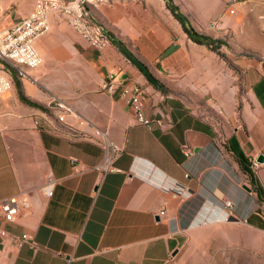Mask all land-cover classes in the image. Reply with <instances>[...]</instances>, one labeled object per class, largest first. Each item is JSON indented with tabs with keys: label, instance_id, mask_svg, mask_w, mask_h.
I'll use <instances>...</instances> for the list:
<instances>
[{
	"label": "crops",
	"instance_id": "crops-1",
	"mask_svg": "<svg viewBox=\"0 0 264 264\" xmlns=\"http://www.w3.org/2000/svg\"><path fill=\"white\" fill-rule=\"evenodd\" d=\"M86 1L93 5V14L102 13L119 31L111 34L112 41H121L154 77L174 59L184 61L185 48L195 44L166 0ZM172 1L198 29L225 23L228 14H256L264 4ZM32 7L31 0H1L0 28L11 27ZM49 24V36L36 42L43 52L38 76L52 99L65 102L73 113L59 122L43 103L46 94L26 80H14L0 96V204L14 197L29 204L13 223L0 213V231L7 234L0 237V264H170L185 233L214 223L225 201L247 227L264 230V163L254 171L259 196L245 173L252 160L264 157V76L250 85L249 100L241 103L242 122L234 126L232 107L216 103L210 105L215 113H206L202 105L150 84L139 65L114 43L98 52L64 18L51 16ZM51 46L66 52L52 53ZM110 73L116 82L144 90L143 111L150 119H160L163 128L148 130L137 124L119 89L99 91ZM94 128L106 131L121 147L113 163L118 172L101 177L94 170L103 150L84 138ZM50 181L52 195L47 196L44 187ZM176 186L184 191L176 194ZM22 235L32 237L36 250L27 243L13 245L11 239Z\"/></svg>",
	"mask_w": 264,
	"mask_h": 264
},
{
	"label": "rangeland",
	"instance_id": "rangeland-1",
	"mask_svg": "<svg viewBox=\"0 0 264 264\" xmlns=\"http://www.w3.org/2000/svg\"><path fill=\"white\" fill-rule=\"evenodd\" d=\"M87 9L104 31L119 33L102 13L95 11L93 14L94 8L89 2ZM195 29L224 44L215 50L189 44L192 49L185 48L187 57L184 61L174 59L157 79L171 96L186 103L200 104L206 113L214 114L210 105L216 103L232 107L230 119L233 125L241 124V103L249 100L246 92L253 81L264 76V4L256 14L251 11L239 16L228 14L225 23L215 21ZM122 39L127 42L125 37ZM36 49L43 57L37 44ZM49 49L56 54L66 52L62 47L51 46ZM41 69L28 70L30 75L36 74L38 80L35 84L27 82L46 94L43 103L51 111L48 104L53 106L52 101L56 98L52 99L48 86L42 84L38 76ZM11 74L15 80L12 71ZM255 162L256 171L260 166L257 159ZM170 264H264V230L257 231L240 221L202 225L185 233Z\"/></svg>",
	"mask_w": 264,
	"mask_h": 264
},
{
	"label": "built area",
	"instance_id": "built-area-1",
	"mask_svg": "<svg viewBox=\"0 0 264 264\" xmlns=\"http://www.w3.org/2000/svg\"><path fill=\"white\" fill-rule=\"evenodd\" d=\"M32 2V10L27 16L7 29L0 28V96L8 93L14 85L11 71L17 81L26 80L32 84L37 83V79L31 77L28 70H34L43 65V58L36 49V42L49 33V18L51 16L64 18L71 30L95 51L101 52L110 44L102 27L91 22L86 0H33ZM98 89L106 94H111L119 89V96L131 109L137 124L148 130L163 128V122L160 119H150L145 115L143 111L145 92L138 85H125L116 82L115 75L110 73L101 81ZM52 102L53 106L49 103L48 107L56 113L58 121L63 123L64 117L73 113L72 108L59 99H53ZM84 138L103 150V159L94 169L101 177L119 171L113 167V163L121 155L122 149L110 140L106 131L94 128L90 136H84ZM251 165L253 170L257 168L255 159L251 161ZM52 189L53 183L50 181L44 187L47 196L52 195ZM172 190L176 194H181L184 187L176 186ZM28 207L29 204L25 199L7 198L0 204V213L5 222L13 223L20 215L21 210L28 209ZM224 208L222 214L212 219L211 222L222 223L235 218L230 202L225 201ZM163 214L164 210L162 209L159 216ZM242 223L245 224V222ZM0 237L6 239L7 234L0 231ZM11 240L16 247L27 243L32 249L36 250L37 248L29 235L14 237Z\"/></svg>",
	"mask_w": 264,
	"mask_h": 264
},
{
	"label": "trees",
	"instance_id": "trees-1",
	"mask_svg": "<svg viewBox=\"0 0 264 264\" xmlns=\"http://www.w3.org/2000/svg\"><path fill=\"white\" fill-rule=\"evenodd\" d=\"M166 6L168 10L171 12L173 17L180 23L184 33L187 35V37L195 44L203 45L211 50H215L216 47L222 46L224 43L222 40L214 39L208 35H204L196 31L194 27L190 24L188 17L186 14L180 11L179 7L173 3L172 0H166ZM105 35L108 37L109 41L114 43L120 50V52L126 56L130 61L136 63L139 65L140 70L143 72L144 76L148 80L150 84H152L154 87L165 90L162 83L157 79V77H154L152 73L148 70V68L139 60H137L134 55L123 45V43L117 39H113L112 41V35L109 32H105ZM17 86V83H16ZM20 97L24 102L30 103L26 98L23 97V95L20 93ZM243 167V166H242ZM250 169L246 170L245 173L247 174L250 184L252 185L255 192L260 194V188L257 186V184L254 181V171L251 165V162L249 164ZM244 169V168H243Z\"/></svg>",
	"mask_w": 264,
	"mask_h": 264
},
{
	"label": "water",
	"instance_id": "water-1",
	"mask_svg": "<svg viewBox=\"0 0 264 264\" xmlns=\"http://www.w3.org/2000/svg\"><path fill=\"white\" fill-rule=\"evenodd\" d=\"M257 163L263 164L264 163V157L263 156H259L257 158ZM247 190L250 191L249 189H247ZM229 221L230 222H236V221H238V219L237 218H231Z\"/></svg>",
	"mask_w": 264,
	"mask_h": 264
}]
</instances>
